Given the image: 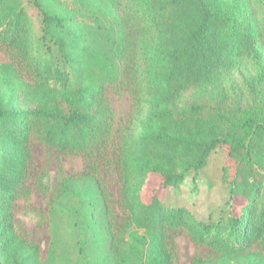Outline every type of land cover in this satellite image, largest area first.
I'll return each instance as SVG.
<instances>
[{
    "label": "trees",
    "instance_id": "1",
    "mask_svg": "<svg viewBox=\"0 0 264 264\" xmlns=\"http://www.w3.org/2000/svg\"><path fill=\"white\" fill-rule=\"evenodd\" d=\"M0 46L30 77L0 63V264H42L12 212L32 137L92 160L113 147L130 224L126 259L114 251L113 264H174L169 229L211 252L192 264H264V0H0ZM116 82L132 110L114 143L105 88ZM217 147L233 165L223 167L221 215L200 220L162 204L160 193L205 167ZM98 208L107 215L93 174L62 180L49 200L44 264H70L69 249L93 264L96 244L112 241L99 240ZM64 235H75L73 247L60 251Z\"/></svg>",
    "mask_w": 264,
    "mask_h": 264
},
{
    "label": "rangeland",
    "instance_id": "2",
    "mask_svg": "<svg viewBox=\"0 0 264 264\" xmlns=\"http://www.w3.org/2000/svg\"><path fill=\"white\" fill-rule=\"evenodd\" d=\"M29 12L34 13L31 7H29ZM0 63L13 64L21 71V75L30 81V77L21 70L13 53L2 46H0ZM105 96L113 113L115 133L113 141L115 143L118 132L128 124L132 110L131 98L125 86L120 82L107 84ZM225 164H227V152L223 147H217L208 156L205 167L196 172L190 171L179 187H170L160 193L162 204L169 207L183 206L200 220H209L210 218L216 220L226 208L229 199L223 167H227L229 173H232L233 165ZM82 173L93 174L104 187L107 215L102 214L100 208L96 211L97 219H103L99 226V231L102 232L99 235V240L104 243L101 240L103 237L108 239V235H111L112 238L109 244H96V250L91 253L93 260L91 262L101 264V259L104 258L106 264H113L115 257L119 262L126 259L123 257L126 249L123 241L127 239L126 230L130 224L127 211L121 200V180L114 161L113 147L110 150L108 148L104 150L103 157L94 156V160H92L84 157L81 153L60 152L32 137L26 176L17 190L12 212L15 230L26 241L39 247V258L42 264L45 262L52 241L53 225L49 212V200L56 193L64 178ZM59 222L57 223L60 224L61 222ZM65 222L64 219L61 223L63 227ZM104 230L105 232H103ZM89 231L91 235L94 234L93 229ZM95 232L98 233V230L96 229ZM72 237L74 238L75 235L70 237L64 235L60 251L66 250V244L68 247L72 246ZM113 242L115 245L118 244L115 250H112L113 246L111 248ZM167 246L173 256L174 264H192L195 257L211 255L206 247L196 245L181 229L167 231ZM114 251L117 253L112 259L111 253ZM67 255L70 264H79L75 249H69ZM59 258L58 256V260Z\"/></svg>",
    "mask_w": 264,
    "mask_h": 264
}]
</instances>
